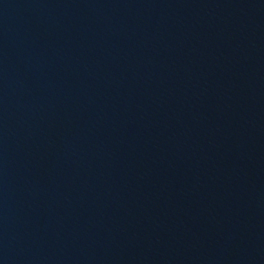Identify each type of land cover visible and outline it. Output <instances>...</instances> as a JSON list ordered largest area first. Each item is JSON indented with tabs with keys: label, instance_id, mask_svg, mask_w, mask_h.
<instances>
[{
	"label": "water",
	"instance_id": "water-1",
	"mask_svg": "<svg viewBox=\"0 0 264 264\" xmlns=\"http://www.w3.org/2000/svg\"><path fill=\"white\" fill-rule=\"evenodd\" d=\"M0 264H264V0H0Z\"/></svg>",
	"mask_w": 264,
	"mask_h": 264
}]
</instances>
